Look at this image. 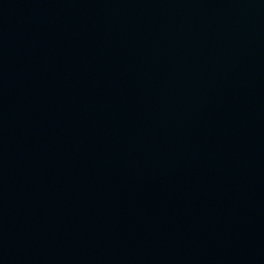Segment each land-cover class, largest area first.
<instances>
[{"label":"water","instance_id":"obj_1","mask_svg":"<svg viewBox=\"0 0 264 264\" xmlns=\"http://www.w3.org/2000/svg\"><path fill=\"white\" fill-rule=\"evenodd\" d=\"M0 264H264V0H0Z\"/></svg>","mask_w":264,"mask_h":264}]
</instances>
